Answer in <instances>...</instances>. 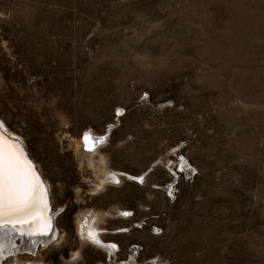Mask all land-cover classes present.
I'll return each instance as SVG.
<instances>
[{
    "label": "rangeland",
    "instance_id": "obj_1",
    "mask_svg": "<svg viewBox=\"0 0 264 264\" xmlns=\"http://www.w3.org/2000/svg\"><path fill=\"white\" fill-rule=\"evenodd\" d=\"M0 124L56 231L0 264H264V0H0Z\"/></svg>",
    "mask_w": 264,
    "mask_h": 264
},
{
    "label": "snow or ice",
    "instance_id": "obj_2",
    "mask_svg": "<svg viewBox=\"0 0 264 264\" xmlns=\"http://www.w3.org/2000/svg\"><path fill=\"white\" fill-rule=\"evenodd\" d=\"M117 114H119V111ZM83 139L88 145L87 150L90 152H94L97 146L105 143L102 138L100 140H92L87 133L84 134ZM14 148L15 145H12V149ZM25 167L13 155L12 150L5 146L3 138L0 137V216L24 213L31 215L32 210L40 203L38 196L40 185L37 183V178L31 175V170L25 171ZM40 206L46 208L47 204ZM44 223L47 231L40 230L38 233L30 231L23 234L48 236L52 225L50 221H45ZM52 238L55 239L54 236ZM81 239L99 243L93 233H89L87 237L82 235Z\"/></svg>",
    "mask_w": 264,
    "mask_h": 264
},
{
    "label": "bare ground",
    "instance_id": "obj_3",
    "mask_svg": "<svg viewBox=\"0 0 264 264\" xmlns=\"http://www.w3.org/2000/svg\"><path fill=\"white\" fill-rule=\"evenodd\" d=\"M1 125V124H0ZM2 128V126H1ZM3 129V128H2ZM89 137L92 140H100L101 138L103 140H106V135L104 136H94L90 133H87ZM1 137V135H0ZM3 138V137H2ZM5 146H7L9 149L12 150L13 155L20 160L21 164L26 166L25 171L31 170L29 168V165L26 164V162L23 160L20 152L18 151L15 144L5 140L3 138ZM86 144V143H85ZM12 145H15V148L12 149ZM88 147V145L86 144ZM99 146H97L98 148ZM97 150V149H96ZM95 150V151H96ZM31 175H33V172L31 170ZM119 175L112 173L109 176V180L111 182L120 181ZM36 177V176H35ZM37 183L39 184L38 180ZM46 192L44 191V188L40 186V189L38 191L39 201L40 203L32 210L31 215L24 213V214H18V215H11V216H0V220H9L11 222L10 225H0V263L3 262L5 259H9L11 257H16V251L20 250H37L40 245H45L48 242L53 240V236L55 237L56 231L53 229L51 233H49L48 236L43 235H26L23 233H27L30 231L39 232L40 230H45V221L44 215L48 208V203L46 201L47 197H45ZM47 204L46 208L41 207L40 205ZM92 230V229H91ZM95 230V229H94ZM90 232V231H89ZM92 232V231H91ZM96 238L99 240V243H94L96 246L100 247L106 252L112 251V247L110 244L104 243L101 238L99 237L98 233L95 231ZM20 237L21 241L19 245L16 243L15 239L16 237ZM32 253V252H31Z\"/></svg>",
    "mask_w": 264,
    "mask_h": 264
},
{
    "label": "water",
    "instance_id": "obj_4",
    "mask_svg": "<svg viewBox=\"0 0 264 264\" xmlns=\"http://www.w3.org/2000/svg\"><path fill=\"white\" fill-rule=\"evenodd\" d=\"M111 125L108 126V130H107V135H106V138L108 136V132L109 130L111 129ZM0 135L1 137H3L5 140L13 143L16 145L18 151L20 152L23 160L26 162V164L29 165V168H31L32 172H33V175L34 177L36 176L38 182H39V185L42 186L44 188V191L46 192V201L48 203V208H47V211L44 215V218L46 219V221H50L51 222V231L54 229L53 228V224H52V217H51V202H50V195H49V191H48V187L46 185V183L44 182V179L43 177L41 176V174L39 173L38 171V168L36 166V163L32 160V158H30L28 152L26 151V148L24 147V145L19 142L18 140H16L13 136L7 134L0 126ZM138 180H142V177H140ZM11 222L9 220H0V225H10ZM47 231V229H46ZM51 231L49 233H51Z\"/></svg>",
    "mask_w": 264,
    "mask_h": 264
}]
</instances>
